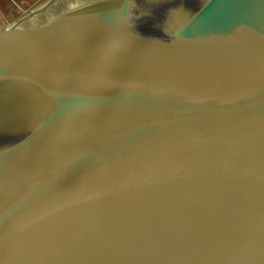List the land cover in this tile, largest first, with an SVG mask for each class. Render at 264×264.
I'll return each mask as SVG.
<instances>
[{
    "label": "water",
    "instance_id": "95a60500",
    "mask_svg": "<svg viewBox=\"0 0 264 264\" xmlns=\"http://www.w3.org/2000/svg\"><path fill=\"white\" fill-rule=\"evenodd\" d=\"M9 0L0 264H264V0Z\"/></svg>",
    "mask_w": 264,
    "mask_h": 264
},
{
    "label": "rangeland",
    "instance_id": "374dc122",
    "mask_svg": "<svg viewBox=\"0 0 264 264\" xmlns=\"http://www.w3.org/2000/svg\"><path fill=\"white\" fill-rule=\"evenodd\" d=\"M29 2H31L30 0H28ZM53 1V0H38V2L36 4H33V8L37 9L40 11L41 9H44L48 6V4Z\"/></svg>",
    "mask_w": 264,
    "mask_h": 264
},
{
    "label": "crops",
    "instance_id": "0c3cea01",
    "mask_svg": "<svg viewBox=\"0 0 264 264\" xmlns=\"http://www.w3.org/2000/svg\"><path fill=\"white\" fill-rule=\"evenodd\" d=\"M9 0H0V11L4 10L7 7Z\"/></svg>",
    "mask_w": 264,
    "mask_h": 264
}]
</instances>
